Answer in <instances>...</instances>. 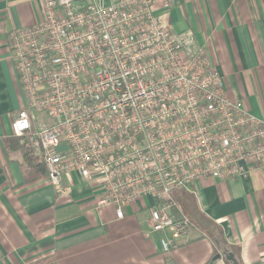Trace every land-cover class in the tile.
I'll use <instances>...</instances> for the list:
<instances>
[{
    "label": "built area",
    "instance_id": "obj_1",
    "mask_svg": "<svg viewBox=\"0 0 264 264\" xmlns=\"http://www.w3.org/2000/svg\"><path fill=\"white\" fill-rule=\"evenodd\" d=\"M168 0H165L167 5ZM156 0H43V18L7 34L22 97L10 122L49 183L95 180L117 218L146 208L160 251L192 224L173 192L264 169V118L229 94L192 31L174 32Z\"/></svg>",
    "mask_w": 264,
    "mask_h": 264
},
{
    "label": "crops",
    "instance_id": "obj_2",
    "mask_svg": "<svg viewBox=\"0 0 264 264\" xmlns=\"http://www.w3.org/2000/svg\"><path fill=\"white\" fill-rule=\"evenodd\" d=\"M106 2L110 0H105ZM174 32L192 31L229 94L264 118V0H156ZM43 18V0H0V264H264V169L231 179L201 178L173 197L191 224L189 239L169 253L150 232L146 205L136 201L117 218L98 205L101 185L71 174L51 185L24 171L11 147L10 122L22 106L7 34Z\"/></svg>",
    "mask_w": 264,
    "mask_h": 264
},
{
    "label": "trees",
    "instance_id": "obj_3",
    "mask_svg": "<svg viewBox=\"0 0 264 264\" xmlns=\"http://www.w3.org/2000/svg\"><path fill=\"white\" fill-rule=\"evenodd\" d=\"M9 142L11 147L19 150L21 153L22 164L24 166L25 172H46L43 162L33 154L31 148L27 144L25 137H16L12 135V138L9 139ZM215 262L216 259H211L207 264H214Z\"/></svg>",
    "mask_w": 264,
    "mask_h": 264
},
{
    "label": "water",
    "instance_id": "obj_4",
    "mask_svg": "<svg viewBox=\"0 0 264 264\" xmlns=\"http://www.w3.org/2000/svg\"><path fill=\"white\" fill-rule=\"evenodd\" d=\"M219 256L220 255H216L214 259L219 258ZM225 259L229 262V264H240L233 253H228L227 255H225Z\"/></svg>",
    "mask_w": 264,
    "mask_h": 264
}]
</instances>
